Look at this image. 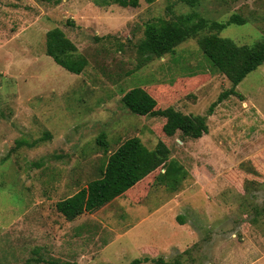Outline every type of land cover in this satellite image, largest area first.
I'll use <instances>...</instances> for the list:
<instances>
[{
  "label": "rangeland",
  "instance_id": "obj_1",
  "mask_svg": "<svg viewBox=\"0 0 264 264\" xmlns=\"http://www.w3.org/2000/svg\"><path fill=\"white\" fill-rule=\"evenodd\" d=\"M107 2L0 0V264H78L76 231L56 204L99 178L108 157L134 137L151 150L161 141L170 148L186 172L181 189L157 184L154 175L136 200L124 195L97 213L104 225L97 222L94 252L85 247L82 264L145 257L153 261L144 264H264V121L251 106L264 98L261 69L209 116L232 89L231 62L264 39V0H199L196 7L142 0L138 8ZM194 12L208 26L173 54L147 62L138 52L147 24ZM235 14L246 24L216 25ZM56 28L88 61L83 74L47 55L46 35ZM221 41L245 53L234 58ZM135 87L157 109L206 116L209 133L166 136L165 119L124 107ZM153 247L161 251L149 254Z\"/></svg>",
  "mask_w": 264,
  "mask_h": 264
},
{
  "label": "trees",
  "instance_id": "obj_2",
  "mask_svg": "<svg viewBox=\"0 0 264 264\" xmlns=\"http://www.w3.org/2000/svg\"><path fill=\"white\" fill-rule=\"evenodd\" d=\"M61 1L56 0V3L60 4ZM107 1L108 5L138 8L142 0ZM146 1L153 2V0ZM183 1L191 7H196L199 3V0ZM246 22V19L235 14L225 24L216 25L225 28L232 24L244 25ZM207 26L208 21L196 12L180 16L176 20L160 19L157 22L149 23L145 28V37L138 45V52L147 62L154 58H163L168 54H173L180 45L205 30ZM46 47L47 55L63 69L75 75L83 74L88 61L77 55L76 45L66 36L64 31L59 28L50 30L46 35ZM219 47L225 51L233 50L236 54L234 58L245 53L244 49H246L245 47L238 48L226 41H221ZM246 52L243 59L231 62L234 64L228 71L227 77L232 84V89L223 92L218 100L212 104L209 109V116L213 114L215 107L229 97L237 95V87L248 75L264 64V39ZM122 103L134 115L165 119L163 132L168 137H174L181 133L184 138L198 140L209 133L206 116L186 115L173 107L164 110L157 109V100L142 87H135L125 93ZM47 137L50 136L47 135ZM98 144L105 150L108 149L105 136L98 139ZM22 145L23 143L19 142L18 146L21 147ZM156 172H158L155 176L157 184L167 185L171 189L173 186V191L181 189L186 172L182 170L177 161L172 159L170 148L161 141L155 149L151 150L140 138H130L108 157L104 166L100 168L99 178L89 182L86 187L74 195L57 202L56 209L67 221L72 222L85 214L96 213L126 193L128 194L131 190L134 191L128 196L136 200L144 193L140 188L146 182L145 180L148 181V177H152ZM151 261L153 260L145 257L144 259H136L129 264H144ZM155 263L183 264L180 261L166 263L163 259L156 260ZM52 264L58 263L53 262Z\"/></svg>",
  "mask_w": 264,
  "mask_h": 264
},
{
  "label": "crops",
  "instance_id": "obj_3",
  "mask_svg": "<svg viewBox=\"0 0 264 264\" xmlns=\"http://www.w3.org/2000/svg\"><path fill=\"white\" fill-rule=\"evenodd\" d=\"M258 69H261V79H263V82H264V64L262 66H260ZM262 92H264V87L259 88V94L260 95L262 94ZM248 99H249L248 96H246V100H248ZM248 105H249V103H248ZM251 106H252L253 113L256 114L260 120L264 121V98H263V100H260L258 97L252 98ZM163 172H164V170H163ZM157 173L158 172L153 174L152 177L154 175L156 176ZM148 179H151V176H149ZM145 181H147V179ZM132 191H134V190H131L130 192H128V194L126 193L125 195H127V197L130 198V196H128V195L130 193H132ZM120 199H121V197L116 199L112 203L108 204L107 206L103 207L102 209H100L96 213L94 212L92 214H85V215L77 218L76 220L68 223V224H70L69 227H73V229H75V231H76V233H74V235H73V240H72V241H74V243H76V246H78V260L76 263L82 264V262L84 260H86L84 257L85 247L88 250V252H90V254L91 253L93 254V252H94V249H95V226L98 225L97 222H100L99 226L104 225V222L99 221L97 219L98 218L97 213H99L100 211L104 212L108 206L112 205L113 203H115L116 201H118ZM182 226H184V224ZM117 237H118V235L115 237L116 238L115 240L119 239L120 235L118 238ZM113 242H111L110 244H112ZM110 244L105 246V249L110 247ZM151 249H152V253L149 252V254H154V253L161 251L160 249H157L154 247ZM146 254L148 255V253H146Z\"/></svg>",
  "mask_w": 264,
  "mask_h": 264
}]
</instances>
